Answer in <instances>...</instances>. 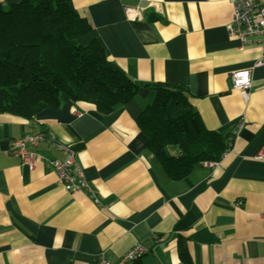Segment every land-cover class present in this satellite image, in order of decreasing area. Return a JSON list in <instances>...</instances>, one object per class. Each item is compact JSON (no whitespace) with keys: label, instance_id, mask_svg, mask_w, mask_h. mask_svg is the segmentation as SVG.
Listing matches in <instances>:
<instances>
[{"label":"crops","instance_id":"obj_1","mask_svg":"<svg viewBox=\"0 0 264 264\" xmlns=\"http://www.w3.org/2000/svg\"><path fill=\"white\" fill-rule=\"evenodd\" d=\"M71 2L91 24L81 45L99 42L135 83L184 87L205 128L232 138L230 150L170 179L136 123L155 96L146 86L108 114L65 95L31 119L0 112V264L116 263L136 243L146 252L130 264H188L181 248L190 264H264V67L254 66L257 42L229 36V0ZM239 69H251L246 98L229 79ZM28 133L69 144L91 192H67L42 161L30 170L13 155L11 141ZM30 149L63 158L45 141Z\"/></svg>","mask_w":264,"mask_h":264},{"label":"trees","instance_id":"obj_2","mask_svg":"<svg viewBox=\"0 0 264 264\" xmlns=\"http://www.w3.org/2000/svg\"><path fill=\"white\" fill-rule=\"evenodd\" d=\"M91 29L71 0H18L0 5V112L33 118L60 96L88 102L102 114L133 99L143 86L154 90L136 123L149 150L172 180L202 161H218L229 135L205 128L184 87L133 82L96 40L81 45ZM176 147L171 153L170 148ZM183 262L191 263L180 251Z\"/></svg>","mask_w":264,"mask_h":264},{"label":"built area","instance_id":"obj_3","mask_svg":"<svg viewBox=\"0 0 264 264\" xmlns=\"http://www.w3.org/2000/svg\"><path fill=\"white\" fill-rule=\"evenodd\" d=\"M229 3L232 8V19L227 25L229 36L236 37L243 44L257 42L260 56L254 66L264 67V0H229ZM124 10L131 20L141 17L139 7L125 6ZM251 37H258V39L249 40ZM229 79L232 89L240 91L246 98L252 86L251 69L233 70L229 73ZM42 141L50 143L62 154L63 158H44L36 150L30 149ZM231 142L232 138L229 137V145ZM9 151L27 165L30 170L34 169L38 160L42 161L47 169L55 173L58 183L67 192H75L80 189L91 192L83 168L77 161L75 150L69 144L57 141L51 134H24L11 141ZM228 151L223 154L226 155ZM215 164L217 161L202 162L205 167H211ZM262 216L264 217V213ZM145 252L146 248L141 243H136L116 263L101 256L95 264H130Z\"/></svg>","mask_w":264,"mask_h":264},{"label":"rangeland","instance_id":"obj_4","mask_svg":"<svg viewBox=\"0 0 264 264\" xmlns=\"http://www.w3.org/2000/svg\"><path fill=\"white\" fill-rule=\"evenodd\" d=\"M170 152H171V153H175V152H176V147H171V148H170Z\"/></svg>","mask_w":264,"mask_h":264}]
</instances>
